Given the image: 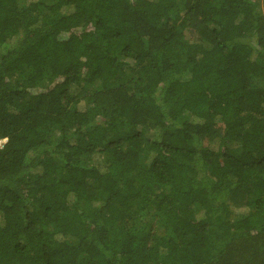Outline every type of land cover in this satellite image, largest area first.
<instances>
[{"label": "trees", "instance_id": "trees-1", "mask_svg": "<svg viewBox=\"0 0 264 264\" xmlns=\"http://www.w3.org/2000/svg\"><path fill=\"white\" fill-rule=\"evenodd\" d=\"M46 1L0 0V264H264V0Z\"/></svg>", "mask_w": 264, "mask_h": 264}, {"label": "rangeland", "instance_id": "rangeland-1", "mask_svg": "<svg viewBox=\"0 0 264 264\" xmlns=\"http://www.w3.org/2000/svg\"><path fill=\"white\" fill-rule=\"evenodd\" d=\"M259 1H260V0H259ZM45 3H46V5H49L50 1H49V0H47ZM261 3H262V5H263V7H264V2H263V1H261ZM206 145H209V146H210V145H211V143H210V142H207V143H206ZM215 147H216V146H213V148H215Z\"/></svg>", "mask_w": 264, "mask_h": 264}, {"label": "built area", "instance_id": "built-area-1", "mask_svg": "<svg viewBox=\"0 0 264 264\" xmlns=\"http://www.w3.org/2000/svg\"><path fill=\"white\" fill-rule=\"evenodd\" d=\"M4 144V140H0V146Z\"/></svg>", "mask_w": 264, "mask_h": 264}, {"label": "clouds", "instance_id": "clouds-1", "mask_svg": "<svg viewBox=\"0 0 264 264\" xmlns=\"http://www.w3.org/2000/svg\"><path fill=\"white\" fill-rule=\"evenodd\" d=\"M4 143H6V139L4 140Z\"/></svg>", "mask_w": 264, "mask_h": 264}]
</instances>
